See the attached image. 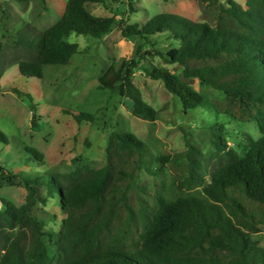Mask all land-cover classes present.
I'll return each mask as SVG.
<instances>
[{"label": "trees", "instance_id": "16d2710c", "mask_svg": "<svg viewBox=\"0 0 264 264\" xmlns=\"http://www.w3.org/2000/svg\"><path fill=\"white\" fill-rule=\"evenodd\" d=\"M122 1L67 0L59 19L44 29L23 22L10 31L9 53L0 49V77L10 64L36 78L46 65L68 64L80 51L66 40L71 32L100 39L118 25L123 36L147 42L162 35L168 47L145 55L158 56L179 73L130 59L110 65L98 76V88L121 96L133 116L155 121L158 110L143 98L133 74L142 68L161 80L183 110L213 115L203 127L218 164L209 168L197 158L201 152L187 138L185 151L153 155L135 133L113 129L99 168L81 164L30 177L0 165L7 184L26 190L20 206L0 197V264H264V247L254 237L264 223V0H200L203 20L161 12L143 23H125L88 9L89 3ZM129 7L136 11L132 2ZM194 78L222 98L206 99L191 86ZM73 118L80 123L93 115L80 111ZM252 122L260 136L245 133L239 150L231 147L226 125ZM8 142L0 130V144ZM25 152L29 159H44L35 147ZM166 167L174 173L169 183ZM144 172L150 181L141 180ZM52 202L62 214L58 233L44 229L32 213L37 204Z\"/></svg>", "mask_w": 264, "mask_h": 264}, {"label": "rangeland", "instance_id": "374dc122", "mask_svg": "<svg viewBox=\"0 0 264 264\" xmlns=\"http://www.w3.org/2000/svg\"><path fill=\"white\" fill-rule=\"evenodd\" d=\"M244 4L245 0H235ZM67 0H0V49L9 53L11 32L27 21L37 29L55 23ZM132 2V11L129 3ZM203 3L200 0H123L104 5L89 3L91 13L112 16L125 23L145 22L155 14L173 12L203 20ZM150 42L122 35L120 27L100 39L71 32L66 40L77 43L80 51L68 64L46 65L42 78L25 77L10 64L0 77V130L9 139L0 144V165L12 171H23L30 177L68 172L81 164L92 168L101 167L105 161V145L111 130L131 131L146 141L153 155H172L186 150L185 139L196 147L197 155L212 168L218 164V154L203 127L213 115L196 110L186 112L178 100L165 88L161 80L147 76L141 68L135 70L133 82L141 90L143 98L158 110L155 121L133 116L125 107V101L117 93L99 89L97 78L110 65L119 67L130 59L141 61V67L166 66L175 73L180 68L166 64L158 56L145 55L148 51H164L169 42L162 35H154ZM141 45L140 54L137 52ZM6 53V54H7ZM144 55L141 60L140 56ZM7 60V59H6ZM191 86L208 100L221 99L222 94L196 78ZM80 111L93 115L92 121L78 123L73 114ZM35 118V119H34ZM33 119L36 126L33 124ZM245 133L258 138L260 133L255 122L226 125L227 143L236 149ZM26 147H35L44 154L43 161L27 158ZM239 150V149H238ZM27 158V160H26ZM182 164H184L182 162ZM173 171L166 167L164 178L170 182ZM142 181H150L146 172ZM26 190L7 184L0 177V197L20 206L25 201ZM0 208L2 205L0 203ZM32 213L44 223V229L58 233L62 228L57 204H37ZM57 213V217L54 216ZM254 235L264 247V223ZM53 252L55 247L51 245Z\"/></svg>", "mask_w": 264, "mask_h": 264}]
</instances>
